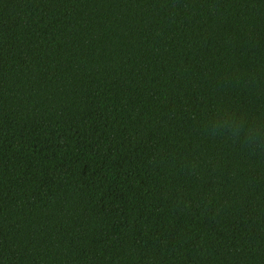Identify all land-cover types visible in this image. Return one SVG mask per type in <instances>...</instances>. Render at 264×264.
I'll return each instance as SVG.
<instances>
[{
    "label": "trees",
    "instance_id": "trees-1",
    "mask_svg": "<svg viewBox=\"0 0 264 264\" xmlns=\"http://www.w3.org/2000/svg\"><path fill=\"white\" fill-rule=\"evenodd\" d=\"M264 0H0V264H264Z\"/></svg>",
    "mask_w": 264,
    "mask_h": 264
},
{
    "label": "clouds",
    "instance_id": "clouds-1",
    "mask_svg": "<svg viewBox=\"0 0 264 264\" xmlns=\"http://www.w3.org/2000/svg\"><path fill=\"white\" fill-rule=\"evenodd\" d=\"M247 144L249 147L264 148V143H261L258 140H250Z\"/></svg>",
    "mask_w": 264,
    "mask_h": 264
}]
</instances>
